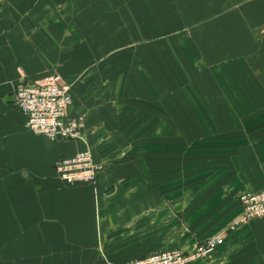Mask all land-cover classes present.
Returning a JSON list of instances; mask_svg holds the SVG:
<instances>
[{
  "label": "crops",
  "instance_id": "obj_1",
  "mask_svg": "<svg viewBox=\"0 0 264 264\" xmlns=\"http://www.w3.org/2000/svg\"><path fill=\"white\" fill-rule=\"evenodd\" d=\"M56 73L86 119L78 140L35 134L16 104L17 85ZM211 135L219 187L193 192L187 213L220 199L229 220L179 243L178 193L163 183L179 140L208 154ZM87 148L97 183L68 184L56 162ZM262 189L264 0H0V264H125L192 247L241 213L239 193ZM225 236L191 264H264V218Z\"/></svg>",
  "mask_w": 264,
  "mask_h": 264
},
{
  "label": "built area",
  "instance_id": "obj_2",
  "mask_svg": "<svg viewBox=\"0 0 264 264\" xmlns=\"http://www.w3.org/2000/svg\"><path fill=\"white\" fill-rule=\"evenodd\" d=\"M64 81L63 76L56 73L35 82L20 83L15 88L16 104L27 116V127L52 141L78 140L82 138L85 128V116L70 113L73 95L70 86ZM55 166L61 179L68 184L95 185L101 169L88 148L74 156L59 159ZM239 199L242 213L233 227L239 228L252 219L264 218V189L243 192ZM225 241V234H219L206 239L194 252L163 250L125 264H189L198 258L215 254Z\"/></svg>",
  "mask_w": 264,
  "mask_h": 264
},
{
  "label": "rangeland",
  "instance_id": "obj_3",
  "mask_svg": "<svg viewBox=\"0 0 264 264\" xmlns=\"http://www.w3.org/2000/svg\"><path fill=\"white\" fill-rule=\"evenodd\" d=\"M64 80H65L64 82L66 83V85H69L72 90L73 82L67 80L66 78H64ZM210 123L214 127L217 126L216 120H210ZM189 137L190 136H188V138ZM217 138H218L217 135L210 136V146H209L210 152L208 154L207 153L203 154L201 152L202 146L200 145V142L198 139L194 140L195 143L193 145H189V144L186 145L185 139L179 138L180 139L178 143L179 144L178 145L179 159H178V164H177L178 165L177 170L176 172H172V175H174V177H172L171 185L163 183V186H166L165 188H168L167 190H171V192L178 193L179 204H178L177 226H178V234H179V243H181V239H180L181 237H185L186 235H188L187 229L188 230H193V229L198 230L199 233H197L198 234L197 238L200 239L202 236L206 237L208 235L214 234L220 225L223 226V224L227 223L229 220L228 215H222L218 213L217 209L220 208V205H219L221 203L220 199L211 200V202L214 201L215 203H217L216 205L210 204L203 208V209L213 210L212 212H210L209 215H203L201 214V212L199 213L200 210L192 214L187 213L191 210V207H193L195 204L201 201L197 199H191V194H193V192L207 190V189L217 190L219 187L218 183L209 184L208 182L209 179H212V177L218 176V172H217L218 171V166H217L218 157H217V144H216ZM185 145L188 146V149H189L188 152H187V148ZM203 155H205L204 159H203ZM207 157H209L208 158L209 160L207 159ZM208 161L211 163L208 164ZM162 189L164 188L162 187ZM246 191H251V190H244L243 192H246ZM252 192H256V191H252ZM241 193H239V197ZM191 202H194L195 204L193 205ZM203 211L205 212L207 210H203ZM215 211H217L215 214H211ZM241 213H242V210H241ZM241 213L238 216H235L234 218L230 219L231 223L227 226L225 230L220 231L219 234H224V233L227 234V232L237 231L238 229H240L241 227L239 228L233 227V224L238 221ZM258 219H262V218H258ZM253 220L255 219H252L251 221H249L248 224L250 222H253ZM184 232H186V235L181 236V234ZM191 233H193V231ZM219 234H216L215 236ZM191 235H194V234H189L188 237H190ZM215 236H212V237H215ZM212 237H209V238H212ZM205 241L206 239L202 241H198L192 247L191 246L184 247V245L183 246L181 245L180 247L170 248V249L171 250L180 249L184 252H194L196 251L197 247ZM213 257H214V254H212L208 258H198L196 260H193L191 263L197 262V261H209L210 262V260H212Z\"/></svg>",
  "mask_w": 264,
  "mask_h": 264
}]
</instances>
